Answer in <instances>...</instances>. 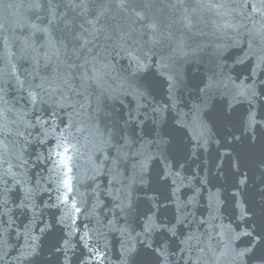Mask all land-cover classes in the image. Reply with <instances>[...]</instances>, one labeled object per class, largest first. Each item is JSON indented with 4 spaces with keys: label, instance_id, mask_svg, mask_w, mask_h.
Wrapping results in <instances>:
<instances>
[{
    "label": "water",
    "instance_id": "water-1",
    "mask_svg": "<svg viewBox=\"0 0 264 264\" xmlns=\"http://www.w3.org/2000/svg\"><path fill=\"white\" fill-rule=\"evenodd\" d=\"M0 264H264V0H0Z\"/></svg>",
    "mask_w": 264,
    "mask_h": 264
},
{
    "label": "snow or ice",
    "instance_id": "snow-or-ice-1",
    "mask_svg": "<svg viewBox=\"0 0 264 264\" xmlns=\"http://www.w3.org/2000/svg\"><path fill=\"white\" fill-rule=\"evenodd\" d=\"M152 227H153V226H152L150 223L147 224V225L145 226V232L150 231Z\"/></svg>",
    "mask_w": 264,
    "mask_h": 264
}]
</instances>
